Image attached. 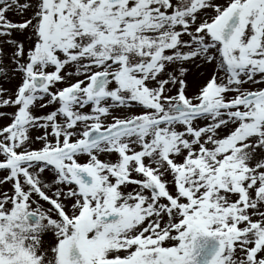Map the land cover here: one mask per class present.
Instances as JSON below:
<instances>
[{"label": "snow or ice", "instance_id": "obj_1", "mask_svg": "<svg viewBox=\"0 0 264 264\" xmlns=\"http://www.w3.org/2000/svg\"><path fill=\"white\" fill-rule=\"evenodd\" d=\"M0 264H264V0H0Z\"/></svg>", "mask_w": 264, "mask_h": 264}, {"label": "water", "instance_id": "obj_2", "mask_svg": "<svg viewBox=\"0 0 264 264\" xmlns=\"http://www.w3.org/2000/svg\"><path fill=\"white\" fill-rule=\"evenodd\" d=\"M211 247H212V243L210 242V243H209V249H210Z\"/></svg>", "mask_w": 264, "mask_h": 264}, {"label": "rangeland", "instance_id": "obj_3", "mask_svg": "<svg viewBox=\"0 0 264 264\" xmlns=\"http://www.w3.org/2000/svg\"><path fill=\"white\" fill-rule=\"evenodd\" d=\"M46 111V110H45Z\"/></svg>", "mask_w": 264, "mask_h": 264}]
</instances>
